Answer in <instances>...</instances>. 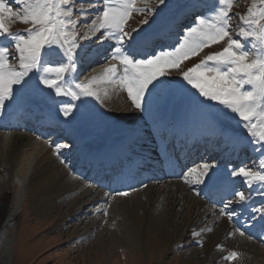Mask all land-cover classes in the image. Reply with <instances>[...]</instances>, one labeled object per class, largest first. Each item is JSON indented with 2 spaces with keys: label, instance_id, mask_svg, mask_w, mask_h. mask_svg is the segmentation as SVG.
Returning a JSON list of instances; mask_svg holds the SVG:
<instances>
[{
  "label": "snow or ice",
  "instance_id": "obj_1",
  "mask_svg": "<svg viewBox=\"0 0 264 264\" xmlns=\"http://www.w3.org/2000/svg\"><path fill=\"white\" fill-rule=\"evenodd\" d=\"M13 2L18 7L14 8ZM233 4L234 0H191L184 12L186 18L191 16L189 23L177 18L166 29L145 32L144 26L151 27L150 20L163 11L161 6L167 7V0H0V41H4L0 43V116L22 101L31 102L34 96L58 104L57 119L63 118L65 123L79 119L81 105L88 100L105 110L101 115H108L112 97L107 87L94 85H111L113 92L126 91L132 110L149 117L139 122L113 115L112 126L127 120L142 138L155 136L156 129L166 122L163 105L179 97L231 147V154L249 148L256 154L251 165L229 164L221 170L216 161H204L183 176L185 183L194 175L197 188L223 193L219 217L234 222V201L248 205L253 190L264 197V0H252L235 26L230 23L238 15H230ZM134 14L142 19L137 27H128ZM6 17L30 27L13 32L5 25ZM178 23L183 26L175 43L165 44ZM81 24L86 28L84 34L79 32ZM93 38L109 44V62L101 65L98 76L81 82L75 77L81 41ZM213 45L219 50L191 66L185 63ZM60 97L66 99H56ZM232 121L240 131L232 127ZM46 143L61 157V164L73 169L72 162L63 157V150L70 148L68 143ZM237 180L248 191L236 187ZM251 211L253 220L264 222V203L252 206ZM236 232L247 235L240 228L229 235ZM192 235L201 233L193 231ZM198 243L203 246L202 241ZM239 255L231 251L225 259L235 260Z\"/></svg>",
  "mask_w": 264,
  "mask_h": 264
},
{
  "label": "rangeland",
  "instance_id": "obj_2",
  "mask_svg": "<svg viewBox=\"0 0 264 264\" xmlns=\"http://www.w3.org/2000/svg\"><path fill=\"white\" fill-rule=\"evenodd\" d=\"M184 3L185 0H167V7L161 6L163 11H161L159 15H157L154 19L150 20L151 27L146 25L144 26L143 30L147 32L151 30L164 29L165 24L168 23L171 20V18L177 14L179 7ZM251 3L252 0H234L232 13H230V15L233 14H238V15H234L232 21H230V23H232L233 26L240 23L239 15H244L247 11V8L251 5ZM12 6L14 8L18 7L17 5L14 4V2L12 3ZM140 19H142V16H140L139 14H134V17L130 19L128 22V27H137L138 21ZM4 22L5 25L9 27V29L13 32H17V31L23 32L27 27H30V25H25L19 19L13 21L6 17ZM175 41H176V36L174 41L164 42V43L174 44ZM0 43H4V41H0ZM97 43L98 41H95L94 45H96ZM82 45L83 48L86 47V43H83ZM12 50L14 51V49ZM99 50L100 49L98 50L95 49L94 46V48L92 47L90 49V52H88L89 54L88 53H87L88 55L86 54L87 56L95 55L94 58L92 57V59L94 60H92V63L89 66H87L86 69L87 72L83 71L82 70L83 67L78 65V70L75 73V77L77 80L81 82H85L89 80L91 76L101 71V65L109 62V60L106 58L109 55L110 50L109 52H106L105 58H101V60H98L96 56L98 55L97 52ZM216 50H219V47L213 45L212 48L205 49L204 52H202L199 57H194L193 60L186 61L185 63L188 66H191V63L198 62V60L201 59L205 54ZM111 62L116 63L115 61H111ZM122 93L125 94V97L127 99L126 91H122ZM56 99L63 100L66 98L60 97ZM128 103L131 109V103L129 100ZM57 108H58V104L53 103L50 99L39 98L34 96L31 102L22 101L19 104H17L15 107L8 109L6 115L0 116V125L6 124L5 122L9 118L10 114L16 113V115L20 117L19 123L21 127L24 129L23 130L22 128H20V131L25 133H31V132L41 133V136L39 138L40 144H42L43 146L46 145L50 150L53 151L55 156H56L55 149L53 147H50L49 143H46V141L55 142V143H68L70 145V148L63 150V154H65V156L68 155V157H70V155L72 154H76L77 156H84L86 152L88 153L87 156L88 155L91 156V154L94 156V154H96L98 156L95 155L94 157H99L100 156L98 154L99 152L101 151L104 152L105 150H108L106 147L107 145H112L116 141L121 140L123 138L124 141L122 145L120 144L119 146L120 149L117 148L111 152L112 154H114V156L116 155L119 156V157L118 156L115 157V163L113 161H110V166H108V168H106L107 167L106 163L105 164L101 163L100 168L99 165H97L98 169L100 170L101 167L105 168V170L103 171L104 175L98 172L100 170L96 171L97 174L95 172H92V170H87V169H82L77 171L76 173L77 176L81 180H85V183L87 184V187L89 189L94 190V193L92 195L93 198L103 191L108 195L106 198L102 199L101 201L94 202L92 204V207L89 206V208H87L85 211H83V213H81L80 217H83L82 219L83 221H81L82 224L80 226V229L77 230L76 232L74 228H71L70 230L67 228L69 225L75 224V222H73L71 218L66 223L64 224L61 223L60 225H57V220L62 217V214L58 213L48 216L47 215L41 216L40 213L34 212L33 202L32 200H30L29 195L27 194V192L29 191L28 185L25 186L26 187L25 190L24 189L21 190V194L25 199L23 203L24 206L21 207L19 214L10 223L12 224V228L14 229L15 235L17 236V238L15 236L16 242H15L12 264H199L201 254L198 251H200V249L203 246H200V244L198 242L196 243V241L195 243L191 242L190 245H187L189 240L192 239L191 235L193 232H189V230L187 229L188 222L183 223L181 220V214L185 212L186 205L184 202L183 204L179 203L178 205H175V208L171 210V212L173 211L176 215H174L172 221H168L167 223H164L162 225L161 231L158 232V234L156 235L157 238L153 241H149V238L153 236L154 231L152 229L156 226L155 225L156 221H152V223L149 220L146 221L145 219L146 211L144 208L142 207L140 208L138 205L133 206L131 212L133 215L131 225L134 226L135 228V230H133L134 233L133 232L129 233L124 228L116 227L115 224H112L111 222L112 221L111 218L113 216H116L115 214H117L118 216V213H115L116 211H113V209L111 208V202L113 201V197L115 196L114 194L116 192H119L118 191L119 186L117 187V185L120 184L122 181L132 180L129 177L130 175L129 170H131L133 166H137L136 162L143 161L144 164L142 166L144 167L149 162L148 164L149 166L147 165V168L146 167L142 168L141 166L142 171L143 170L151 171L152 175L154 176L157 174L156 172H154L155 171L154 168H156V170H159V168L162 167L161 165H163V162H161V160L164 161L165 157H161L159 155V148L156 149L153 148L152 152L158 154L157 156L154 157L155 159L148 158V157H152L149 154V151L152 148L148 146L149 145L148 142L151 141L152 143H156L157 142L156 135L153 136L149 134L141 138V140L143 139L144 141H146L145 144L147 146L142 145L141 143L143 142L134 144L133 142H135L136 136L133 133H131L133 130V125L132 124L127 125L125 121H121L118 126L113 127L112 125L115 123V121L112 119L113 115L110 116L101 115V112L103 111L100 108V106L97 104V102L94 100H88L86 101V104L81 105L82 115L80 116L79 119L72 120L67 123L63 122V118L57 119ZM131 113L138 116L139 122H143V120L149 119L147 114H141L132 109H131ZM163 113L166 117V122L156 129V133L161 131L169 132V135L167 137H164L166 138L164 139L165 149H167V146L171 145V143L173 142L177 143L178 141L181 140L180 138H182L183 142L180 143H183L187 146L184 147V149L187 150V148H189L190 150H192L189 151L188 155H191L193 165L191 160H188L185 169L199 165L204 161H208V162L216 161L221 170L226 169V167L229 164L237 167L242 163L248 165L252 164L251 158L256 154L253 153L250 148L244 151L246 153L241 154L238 152V154H235L234 157H231L229 161L227 160L226 162H222V163L221 161L215 159H218L217 157L228 158L227 156H231L232 152L228 154L219 152L220 155L219 153H217V155H213L211 154L212 153L211 152L210 154L213 155V157L215 158H213L214 160L212 158L210 160L208 154H202L201 151L202 154L201 155L199 154L198 149L193 150L190 147V145L192 143H195L196 141L199 142L201 138L207 136H209L208 137L209 139L206 145H210L211 143L210 140H213L214 138L216 142L215 146L217 147V149L222 148L224 151H227L228 149H231V147H226L224 142L218 137L215 130L207 123H205L197 115L195 110L188 108L187 105L179 97L169 99L167 103L163 105ZM181 113H184L188 116L184 117L183 114ZM231 123L234 129L237 128L236 131H240L235 121H232ZM167 125H169L170 128H168ZM183 125H187V126L183 127ZM14 132L15 131H11L9 132V134H13ZM57 132L59 134H57ZM67 133L79 135L75 143L73 137L72 139L70 138L68 141H65L64 135ZM183 137H186L187 139L185 140V138ZM196 138L198 139L196 140ZM188 142L190 144H187ZM176 149L178 150V148ZM205 150H209V148L207 147ZM100 157L102 158V156ZM199 158L200 161L198 160ZM143 159L147 163H145ZM154 160L156 161L154 163H151ZM36 162H37V157L31 158L30 162L26 165L27 174L26 176L23 177L21 176L22 181L24 180V183L26 179L29 177V175H31L30 172L33 171ZM151 164L152 166H150ZM169 164L166 165L165 170L167 169V166ZM114 165L115 166L119 165L118 167L126 171L125 173H121L120 169L117 168L113 172L111 178H113L114 175L118 173L120 177V180L115 185L116 191H114V189H107L105 188V186L101 185L106 183L108 184L109 187H111L115 184L116 180H118V179H113V181L110 182L108 180H105L107 176L110 177L111 175L110 172L114 169ZM138 170L139 172H141L139 168ZM0 172H1L0 174L9 173L8 170H2ZM151 172L146 174L145 178H142L140 181H138V184L141 181H144L145 184L130 188L126 192L145 188V185L148 186L149 183L153 182V178L157 180H161L156 184V186L159 187L158 189L164 187L162 184H166V182L169 181L171 182V180H166V178L171 177L173 175H170L166 178L161 177L160 179H158L159 178L158 176L162 173L159 172L158 176L154 177L151 175ZM132 174L137 175L135 174V172H132ZM184 174L178 179H172V180L177 181L179 184L185 185V181L183 179ZM134 175H131L132 178L134 177ZM174 176H178V175H174ZM136 179L138 180L139 178ZM188 179H189L188 183H190L189 185L191 186L188 187V192H189L188 195L196 196L194 192L199 191L201 194L198 197L204 201L205 209H207L211 214V215L209 214L208 216L206 214L204 216L206 222L203 219L202 220L203 222L201 221L197 224L196 227L194 226L193 229L195 230V232L198 231H199L198 233L202 232L203 230L202 226L201 225L199 226V224H202L204 222L212 223L211 232L219 228L221 220H226L228 222L227 218L224 217L223 219V217H219L218 208L220 206L212 205L208 201L207 197H205L204 191H206V189L203 188V186H200L199 188L196 187L194 183L195 176L194 175L190 176ZM177 182L172 181V183H177ZM236 184L238 185L236 187L240 188L241 190L248 191V189L244 185L240 184L238 180ZM2 187L0 188V230L3 227L7 219V216L10 212V205L12 199L15 196L16 192L18 191V185H16L15 183L8 182L6 184L5 182V185L4 186L2 185ZM176 187L177 186H174L175 189ZM255 193L256 192H254L253 190L252 195H254ZM257 196L258 198H256L255 201H253L254 204L252 206L260 207L261 203H264V197L262 198V196L258 194ZM225 198L230 199V197L227 196H225ZM220 199L221 196H219L218 202H220ZM215 202H217V200ZM78 205H86V204L84 201L82 203H79ZM157 207H155V210L154 209L153 210L156 213H159V211L162 208L161 206L159 207V205ZM233 207L236 209L237 215H236V220L234 222H228V224L230 223L229 224L230 227L233 228V231L235 228L251 231L252 228L256 226L257 224L256 222L259 221L258 218L255 220L252 219L251 216L254 215L251 211L252 207L250 208V210H248L245 206H240L236 204L235 201L233 202ZM105 208H107L108 211L107 216L104 215ZM214 210H216L215 214H214ZM195 216L196 215H193L192 218ZM103 220L105 221V223L103 222ZM218 220L219 222H217ZM88 222H89V226L87 227L86 223ZM177 223H183L182 224L183 226L181 225L179 227L180 229L176 228ZM150 224L153 225L151 226ZM107 228L108 230H106ZM169 228L170 230H168ZM104 229L106 231H104ZM206 229H204L202 233H209L208 231L206 232ZM108 231L110 233H108ZM106 233H108V235H106ZM186 233L189 238L191 236L190 239L189 238L185 239L183 237V234ZM139 234L140 236H138ZM259 235H260L259 240H261L260 242H262V245L264 246V227L260 228ZM84 236L85 238H89V240H87V242L89 243H82V239ZM195 239H198V236H195ZM102 240H108L109 241L108 243H110L109 247H106V244H104ZM148 245H150V247ZM224 248H227V246H223L222 249ZM102 250L105 251L106 253L105 254L106 256L104 257L102 255ZM209 261L211 264L231 263L230 260H226L223 257H220L218 259L214 258L213 260H209Z\"/></svg>",
  "mask_w": 264,
  "mask_h": 264
},
{
  "label": "bare ground",
  "instance_id": "obj_3",
  "mask_svg": "<svg viewBox=\"0 0 264 264\" xmlns=\"http://www.w3.org/2000/svg\"><path fill=\"white\" fill-rule=\"evenodd\" d=\"M167 27L168 26H166L164 29H166ZM179 29L180 28H178L177 31H179ZM85 31H86V28L83 26V24H81L79 26V32L81 34H84ZM95 41H98V40L93 38L91 40L81 41L82 44L86 43V47H84L81 50V58L78 64H81L83 57H85V55L88 52H90V49L92 47L94 48V46H95V49L97 50L100 49L97 52L98 55L96 56V58L98 60H101V58H105L106 52H109L110 50L109 44L107 42L103 44H100L98 42L96 45H94ZM92 57L94 58L95 55L91 56V63H92V60H94L92 59ZM87 66L84 67L83 71L87 72L86 70ZM100 72L101 71L95 73L93 76H91V78L98 76ZM94 87H100V88L107 87L112 97L111 101L108 104L109 114L105 116L120 115V116L132 117L138 121V116L131 113L130 105L127 100L128 98L126 99L125 94L122 93V91L117 90L116 92H113V86L111 85L97 84V85H94ZM102 111H105V110L102 109ZM181 114H183L184 117L188 116L184 113H181ZM11 118L17 121V124L13 127V131H15L13 134L6 133L8 130H10L9 124L0 125V171L8 170L9 172L6 174H0V188L2 187V185L3 186L5 185V182L6 184L8 182H11V183H15L16 185H18V191L16 192L15 196L12 199V202L10 205V212L7 216V219L3 227L0 230V263L1 264H12L13 263V255H14L15 242H16L17 236L15 235L14 229L12 228V224L10 223L19 214L21 207L24 206L23 203L25 199L21 194V190L23 189L25 190L26 185H28L29 191L27 192V194L29 195L30 200H32L33 202L34 212L40 213L41 216L42 215L48 216V215H53V214H58V213L62 214V217L57 220V225H60L61 223L64 224L71 218V220L75 222V224H72L70 222L72 225H69L67 228L69 230L71 228H74L75 232L80 229V226L82 224L81 221H83L82 220L83 217H80L81 213H83V211L89 208V206L92 207V204L94 202L101 201L102 199L106 198L108 195L103 191L96 196L94 195L95 197L93 198L92 195L94 193V190L89 189L87 187V184L85 183V180H81L76 174L78 169L89 170L92 168L93 164L90 161H88L86 158L87 157L86 155L88 154L87 152L84 156H77L76 154H72L70 155V157H68V155L65 156V154H63V157L70 160L73 164V169L70 170L69 168L65 167L63 164L60 163V160H61L60 156L58 155L55 156L53 151L50 150L46 145L43 146L42 144H40L39 138L41 135L39 136L37 132H31V133L21 132L20 128L22 127L20 126L19 120H18L20 119V117H17L16 114H10L9 120ZM125 123L127 125L131 124L127 120H125ZM184 126L186 127L187 125H183V127ZM167 127L170 128L169 125H167ZM131 133H133L136 136L135 137L136 140L135 142H133L134 144L143 142L141 144L146 145L145 144L146 141H144L143 139L141 140V138H138L137 134L133 130ZM161 134H163L161 136L164 138V137H167L169 132H163ZM208 137L209 136L201 138L198 144L192 143L190 147L193 150L198 149L200 152L202 151V153H206L207 150L205 149L207 148L206 144L209 139ZM123 141H124V138L116 141L109 147L113 148L114 144H117V145L122 144ZM160 142L161 140L157 141L156 142L157 145L160 146L161 144ZM210 142H211L210 147H215L214 149L216 150L211 153L213 155H217V153L219 152L224 153V154H228L232 152V149H228L227 151H224L223 149H219L217 151V147L215 146L216 144L215 139L213 138V140H210ZM148 144L150 148L157 147V145L156 146L152 145L155 143H152L151 141H149ZM239 153H241V151ZM213 155H211L212 159L215 158L213 157ZM100 156H102V158L104 157L103 159L105 160H110V159H113L114 157V155L108 156L106 154H103ZM36 157H37V162L33 168V171L31 172L29 171L31 175H29V177L27 178L28 182L26 179L24 183V180L22 181V177L26 176L27 174L26 165L30 162L31 158H36ZM188 160H191V159L182 158L181 161L178 160L177 163L171 162L167 166L166 170L164 169L163 172L160 171V173L162 174H160L159 176L157 175L159 177L158 179H160L161 177L166 178L170 175L174 176L176 174L178 175L181 174L182 172L185 171V167L188 163ZM215 160H218V159H215ZM145 163L147 162L145 161ZM143 164H144L143 161H140V165L142 166ZM98 170L100 169H98L96 165L92 172L96 173V171ZM132 172H135V174H138L139 170L138 168H136ZM166 179H169V177ZM159 181L161 180H157L153 178V182L149 183L148 186L143 189L129 191L128 192L129 194L127 196L115 195L113 197V201L111 202V208L113 209V211H116L115 213H118V216L117 214H115L116 216H113L111 218L112 221L111 220L109 221H111L112 224H115L116 227L124 228L129 233H132L133 230H135V228L134 226L131 225V222L133 219V215L131 212H132L133 206L138 205L140 208L142 207L145 209L146 221L149 220L151 221V223L152 221H156V223L154 222L156 226L152 229L154 231L153 236L149 238V241H153L157 238L156 235L158 234V232L161 231L162 225L164 223H167L168 221H172L174 218V215H176L173 211L171 212V210L175 208V205H178L179 203L183 204L184 202L186 206H185V212L181 214V220L183 223L188 222L187 229L189 230V232H193L194 226L196 227L197 224L204 219V216L206 214L207 216L210 214V212L207 209H205L204 201L196 195V191L194 192L196 196L188 195L189 194L188 187L190 186L189 185L190 183H185L184 185V184H179L175 180H171V182L169 181V182H166V184H162L164 186L163 188L158 189L159 187H157L156 184ZM172 181L177 182V183H172ZM135 186L136 184H134L132 180L122 181L120 184L117 185L119 192L120 191L126 192L130 188H133ZM174 186H177L176 189L174 188ZM236 186L238 185L236 184ZM106 187L108 188V186ZM114 191H116V189ZM206 191L208 192L207 189ZM253 197L255 199L253 198V200L249 202L248 205H245V207L248 210H250V208L254 204L253 201H255L256 198H258L257 193H255ZM84 201L86 205H78L79 203H82ZM158 205L159 207L161 206L162 209L159 211V213H156L154 210H155V207H157ZM193 215H196V216L192 218ZM204 221L206 222L205 219ZM103 222L105 223L104 220ZM205 222L202 224H199V226L201 225L203 230L206 228H211L212 223L211 222L205 223ZM217 222H219V220ZM228 222L226 220H221L219 228L209 233H202L203 232L202 231L201 235L198 236V239H195V236L191 235L192 239L189 240L187 245H190L191 242L195 243V241L196 243L198 241H202L204 243L203 247L200 249V251H198L201 254L199 264H211L209 260H213L214 258L218 259L220 257H223L225 259V257L228 256V254L231 251H237L240 255L238 256L237 259L230 260L231 262L230 264H264V246L262 245V242H260L261 240H259L260 238L259 229L264 227L262 226L264 225V222L259 220L256 222L257 223L256 226L253 227L251 231L245 230L246 233H249L246 236H240L238 232H236L235 235H229V233L233 232V228L230 227L229 225L230 223L228 224ZM183 223H177L176 228H179ZM86 224H87L86 226L88 227L89 222ZM153 224H150V225L152 226ZM106 230H108V228ZM106 230L104 229V231ZM168 230H170V228ZM108 233L110 232L108 231ZM108 233H106V235H108ZM138 236H140V234ZM249 236L251 238H249ZM183 237L185 239L189 238L187 233L183 234ZM87 240H89V238H85L84 236L82 239V243H89L87 242ZM102 241L104 244H106V247H109L110 243H108L109 242L108 240H102ZM217 245L227 246V248L221 249L217 247ZM148 246L150 247V245ZM105 254H106L105 251L102 250L103 257L106 256Z\"/></svg>",
  "mask_w": 264,
  "mask_h": 264
}]
</instances>
